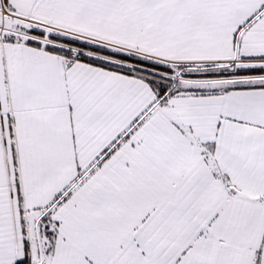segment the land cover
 Returning <instances> with one entry per match:
<instances>
[{
	"label": "snow or ice",
	"instance_id": "snow-or-ice-1",
	"mask_svg": "<svg viewBox=\"0 0 264 264\" xmlns=\"http://www.w3.org/2000/svg\"><path fill=\"white\" fill-rule=\"evenodd\" d=\"M0 264H264V0H0Z\"/></svg>",
	"mask_w": 264,
	"mask_h": 264
}]
</instances>
